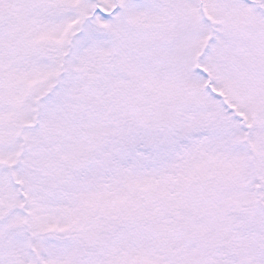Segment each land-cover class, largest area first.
I'll return each mask as SVG.
<instances>
[{
    "label": "snow or ice",
    "instance_id": "snow-or-ice-1",
    "mask_svg": "<svg viewBox=\"0 0 264 264\" xmlns=\"http://www.w3.org/2000/svg\"><path fill=\"white\" fill-rule=\"evenodd\" d=\"M0 264H264V0H0Z\"/></svg>",
    "mask_w": 264,
    "mask_h": 264
}]
</instances>
